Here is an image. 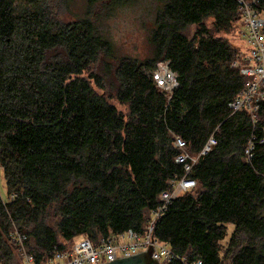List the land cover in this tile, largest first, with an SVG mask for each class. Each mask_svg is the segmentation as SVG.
<instances>
[{
	"label": "trees",
	"instance_id": "obj_1",
	"mask_svg": "<svg viewBox=\"0 0 264 264\" xmlns=\"http://www.w3.org/2000/svg\"><path fill=\"white\" fill-rule=\"evenodd\" d=\"M138 1L0 0V169L16 194L0 195V264H22L14 232L37 264L77 236L143 233L159 193L184 175L174 137L194 157L211 135L189 173L195 187L154 224L175 254L164 264H264V102L256 122L229 108L246 77L217 36L240 18L237 0H154L151 56L119 57L104 19ZM159 62L177 74L170 99L151 77Z\"/></svg>",
	"mask_w": 264,
	"mask_h": 264
},
{
	"label": "built area",
	"instance_id": "obj_2",
	"mask_svg": "<svg viewBox=\"0 0 264 264\" xmlns=\"http://www.w3.org/2000/svg\"><path fill=\"white\" fill-rule=\"evenodd\" d=\"M263 1L237 0L238 12L244 25L241 37L245 47L242 49V54H238L231 65L239 67L246 79L242 90L228 102L232 112L247 109L254 122L258 119L257 112L261 103L264 102V9L261 7ZM151 77L156 87L164 93L167 99H170L173 90L178 86L177 74L169 68L166 62H159L151 72ZM215 143V138L212 135L209 136L199 154L193 157L186 150L185 141L179 136L174 137L173 144L180 150L176 161L183 164L184 175L171 180L172 187L159 193L158 206L152 211V217L143 233L127 230L105 238L100 237L97 240L88 237L74 239L69 248L55 251L54 255L42 264H104L140 253L149 246L153 248V258L161 264L170 261L175 254L165 243L159 242L154 237V224L174 197L195 187V180L189 176L192 166L197 158L206 154ZM252 149L253 142L250 141L246 149L248 157L252 156ZM12 237L20 244L18 253L22 258V264H37L31 255L25 253L21 245L25 236L14 232ZM191 264H202V262L195 260Z\"/></svg>",
	"mask_w": 264,
	"mask_h": 264
},
{
	"label": "rangeland",
	"instance_id": "obj_3",
	"mask_svg": "<svg viewBox=\"0 0 264 264\" xmlns=\"http://www.w3.org/2000/svg\"><path fill=\"white\" fill-rule=\"evenodd\" d=\"M70 8L72 9L73 13L82 10L81 2L76 1L75 4L70 6ZM155 13L156 8L154 0H139L133 5L116 8L107 15V17L104 19L103 28L112 38L116 54L119 57L128 56L132 59L143 60L151 56V46L147 40V37L150 29L152 26H154ZM205 25L210 28L212 25V19L208 18L205 21ZM198 28V25H191L188 30L189 37L195 35ZM242 29H244L243 22L241 18H238L237 21L232 24V27L228 32H221L217 36L225 37L232 47L238 52L237 54H242V49L245 47L241 37ZM78 76L88 78L89 72H82ZM91 83L98 92H104L103 90L96 87L92 79ZM105 96L108 98L109 102L117 108V110L123 113L126 120L128 118L129 112L128 106L126 104H120L115 98L114 93H110L109 87H107L105 91ZM0 195L3 200H7L8 198H13L16 196L14 193L10 194V196L8 195L2 169H0ZM226 227V236L220 241L222 247L227 245L229 236L234 226L227 224ZM81 237L87 236H77L73 238L72 241Z\"/></svg>",
	"mask_w": 264,
	"mask_h": 264
},
{
	"label": "water",
	"instance_id": "obj_4",
	"mask_svg": "<svg viewBox=\"0 0 264 264\" xmlns=\"http://www.w3.org/2000/svg\"><path fill=\"white\" fill-rule=\"evenodd\" d=\"M152 250V246H149L145 251L129 257H121L104 264H161L157 259L153 258Z\"/></svg>",
	"mask_w": 264,
	"mask_h": 264
},
{
	"label": "bare ground",
	"instance_id": "obj_5",
	"mask_svg": "<svg viewBox=\"0 0 264 264\" xmlns=\"http://www.w3.org/2000/svg\"><path fill=\"white\" fill-rule=\"evenodd\" d=\"M106 25V24H105ZM107 27V26H106ZM244 43V42H243Z\"/></svg>",
	"mask_w": 264,
	"mask_h": 264
}]
</instances>
